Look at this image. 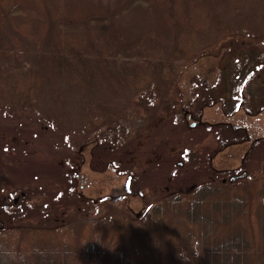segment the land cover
Returning <instances> with one entry per match:
<instances>
[{"label":"trees","instance_id":"obj_1","mask_svg":"<svg viewBox=\"0 0 264 264\" xmlns=\"http://www.w3.org/2000/svg\"><path fill=\"white\" fill-rule=\"evenodd\" d=\"M238 3L0 0V115L12 118L19 109L31 110L44 128L55 130L74 113L63 110L66 93H78L81 117L74 125L80 139L65 137L68 146L77 150L81 143L98 141L102 157L111 161L144 125L145 116L127 106L126 91L135 87L139 99L153 94L148 104L159 100L204 42L216 38L208 31H232L222 12ZM4 28L10 29L7 35ZM183 117V111L182 117L176 112L173 122L178 125ZM191 152L192 171L213 177L188 193L167 192L164 199L146 202L145 212L135 218L139 226L131 246L113 244L112 224L103 221L95 223L91 238L79 227L62 241L44 230L8 225L0 228V264H264V178L226 180L211 168L209 151L200 149L203 158ZM2 168L0 161V177L6 179ZM125 170L139 178L135 170ZM6 171L14 173L13 163ZM150 172L144 180L155 183ZM236 179L240 188L230 184Z\"/></svg>","mask_w":264,"mask_h":264},{"label":"rangeland","instance_id":"obj_2","mask_svg":"<svg viewBox=\"0 0 264 264\" xmlns=\"http://www.w3.org/2000/svg\"><path fill=\"white\" fill-rule=\"evenodd\" d=\"M238 2L222 12L223 23L231 24L232 31H208L216 38L204 42L159 100L148 104L153 94L139 99L135 87L126 91L123 97L131 96V105L125 104L145 116L144 125L125 148L112 153L111 161L102 157L98 141L81 143L77 150L68 146L65 137L80 139L74 125V118L78 125L81 117L83 97L78 93H66L63 110L73 111V117L70 114L55 130L44 128L31 110L19 109L12 118L0 115V161L6 178L0 177V228L44 230L62 241L70 240L79 227L91 238L95 223L103 221L112 224L113 244L131 246L139 226L135 218L149 202L164 199L167 192L188 193L190 186L213 177L192 171L191 149L202 158L200 149L209 151L211 168L226 180L244 175L241 181L252 177L260 182L264 178V0ZM3 31L7 35L10 29ZM192 100L195 106L190 108ZM184 105L194 112L192 116L187 117ZM182 111L184 121L181 118L177 125L175 113L182 117ZM11 163L14 173L10 174L6 169ZM127 168L139 178L130 177ZM150 170L155 183L144 180ZM239 180L230 184L238 188ZM171 183L175 188L167 186Z\"/></svg>","mask_w":264,"mask_h":264},{"label":"water","instance_id":"obj_3","mask_svg":"<svg viewBox=\"0 0 264 264\" xmlns=\"http://www.w3.org/2000/svg\"><path fill=\"white\" fill-rule=\"evenodd\" d=\"M234 178V177H231V179Z\"/></svg>","mask_w":264,"mask_h":264}]
</instances>
